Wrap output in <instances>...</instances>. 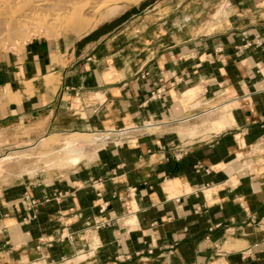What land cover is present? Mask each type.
<instances>
[{
  "label": "crops",
  "instance_id": "crops-1",
  "mask_svg": "<svg viewBox=\"0 0 264 264\" xmlns=\"http://www.w3.org/2000/svg\"><path fill=\"white\" fill-rule=\"evenodd\" d=\"M263 85L264 0H143L0 51V153L147 128L69 168L0 175V264H264ZM199 114L210 129L181 135Z\"/></svg>",
  "mask_w": 264,
  "mask_h": 264
},
{
  "label": "bare ground",
  "instance_id": "bare-ground-1",
  "mask_svg": "<svg viewBox=\"0 0 264 264\" xmlns=\"http://www.w3.org/2000/svg\"><path fill=\"white\" fill-rule=\"evenodd\" d=\"M117 1L120 0H0V43L4 45L3 42L11 41L16 37L23 35L25 28L27 27L31 28L30 27L31 25L33 28V26L39 21H40L39 23H41L42 18L41 20H39L40 16H44L43 19H45V16H47V18L49 17L53 25L54 24L58 25L59 27H63V29H69L76 32L84 31V34H87L92 29H94L99 23L96 22L90 24L88 21L89 18H87L88 22L86 21V16L95 15L98 12L101 13L100 11L102 8L104 7L106 8L110 3H114ZM125 1L140 2L142 0H125ZM111 10L113 9L111 8ZM42 22H44V20ZM35 26H38V28L41 26H46L47 29L51 27L53 28L51 24L46 25L45 22L44 24L41 23L40 25H35ZM216 112L215 113L212 112V114L213 115L220 114ZM213 120L215 119H212L211 116L206 117L203 114H199L198 116L191 117L187 120L181 121L180 126L178 125L179 127L177 126V128H180L181 130L179 131L180 132L182 131V133L192 132L193 130L200 129L202 127L204 128L207 121H213ZM145 128L146 127L144 126L141 128L119 130L116 133L113 132V135L111 137H103V138L93 137L94 134H98L96 132L94 133L77 132L80 133V135L85 134L84 138L82 140H79L75 136L77 133L76 134L74 133L75 135L73 136L75 137L72 136L73 138H70L67 142H65L66 144L62 145L59 151L61 152L64 151L63 153H65L68 150V152L66 153L73 154L71 156L73 162H78L80 156H82L83 153L86 154L85 152L89 150L88 148H93L97 150L96 148L106 145V143L114 142L115 140L119 139L127 132L138 131V130L144 131ZM86 135L87 136L90 135V136L85 138ZM52 136L53 135L50 133L45 135L35 144L28 145L29 146L28 150L38 149L39 150L38 152L42 153L48 146H50L52 142L53 143L56 142L53 141V139H50V137L52 138ZM93 149H91L92 152H95L93 151ZM23 152L25 151L21 149V151H18L17 154L14 156L11 155L1 156L0 164L10 163L12 160L20 158ZM88 152H90V150ZM29 168L27 167L26 169ZM30 169H33V167Z\"/></svg>",
  "mask_w": 264,
  "mask_h": 264
},
{
  "label": "rangeland",
  "instance_id": "rangeland-1",
  "mask_svg": "<svg viewBox=\"0 0 264 264\" xmlns=\"http://www.w3.org/2000/svg\"><path fill=\"white\" fill-rule=\"evenodd\" d=\"M111 8L113 10H111ZM129 8H134L135 10L141 9V1L140 2H131V1H125V0L121 1L120 0V1H117L114 3H110L106 8L104 7L101 9V11H100L101 13L98 12L95 15L86 16V21H87V18H89L88 21L90 24L96 23V22L101 24L102 22L109 20L115 16L122 15L124 13V11L129 9ZM223 8H224V4L219 6L216 9V12L218 11V14H217V16L215 15V17H219V16L224 14ZM39 18H40L39 20H41V18H42V20H41L42 24H44V22L46 25L51 24V26H53V28L51 27V28L47 29L46 26H41L38 28V26H35V25H40L41 23H39L40 21L37 22L38 21L37 20L36 22L39 24L36 23L33 26V28H32V25L30 26L31 28H29V27L25 28L23 35H20L11 41L3 42L4 45L2 43H0V51H18L22 48V46L25 43H27L33 39L55 40V39H61V38H68L70 40H73V39H75L81 35H84V31L76 32V31L69 30V29H63V27H59L58 25H55V24L53 25L51 23L49 17L47 18V16H45V19H43L44 16H40ZM46 18H47V20H46ZM43 20H44V22H42ZM219 117L223 118L224 120L228 119V116L224 112L220 113ZM211 123L212 122L207 121L204 128L202 127L200 129L193 130L192 132H185V133H182V131L181 132L179 131V132L181 135L195 136V135L199 134V132H201V131H205V132L208 131L210 129ZM178 130H181V129L178 128ZM138 131H141V130H138ZM116 132H118V131H114V133H116ZM142 132H143V130H142ZM74 133L76 134L77 132H70L68 134H52L53 136H52V138L50 137V139H53V141H56V142L55 143L52 142L50 144V146H48L42 153L38 152L39 151L38 149L28 150V147H29L28 145H31V144L20 143V144L14 145V146H10L8 149H6L0 153V157L3 155L14 156L17 154L18 151H21V149L24 150L25 152H23V154L20 158L14 159L10 163L0 164V175L11 173L13 170L14 171L18 170L19 174L27 173V174L31 175L36 170H40V169H59V170H61V169L69 168L73 165L78 164V162L80 163L82 160H91L92 158H94L97 155L98 150L100 148H102L103 146H105V145H103V146H100L99 148H96L97 147L96 146L95 148L97 150H95L93 148H88L90 150V152H88L89 150L87 149L88 151L85 152L86 154L83 153L82 156H80L78 162H73V160L71 158V156L73 155L72 153H66V152H68V150L67 151L65 150L66 151L65 153H63L64 152L63 150H62L63 152H61L59 150H60V147H62V145H65L66 144L65 142H67L70 138H73L75 136L79 140H82L84 138L85 134L80 135V133H77L78 134V137H77V134L75 135ZM96 133H98V134H94L93 137L103 138V137H111L113 135V132H103V133L102 132H96ZM130 134H132V133L127 132L123 136L120 137L121 139L119 138L120 140L119 139H117V140L121 141L123 138H125L126 136H128ZM73 135H75V136H73ZM89 136L90 135H88V136L86 135L85 138H87ZM117 140H115L114 142H109V143H118ZM38 141H36V142H38ZM35 143H33V144H35ZM81 143H83V142H81ZM106 144H108V143H106ZM91 149H93V151H95V152H92ZM48 153H49V155H48ZM27 167L28 168L33 167V169H30V168L26 169Z\"/></svg>",
  "mask_w": 264,
  "mask_h": 264
},
{
  "label": "built area",
  "instance_id": "built-area-1",
  "mask_svg": "<svg viewBox=\"0 0 264 264\" xmlns=\"http://www.w3.org/2000/svg\"><path fill=\"white\" fill-rule=\"evenodd\" d=\"M263 88H264V85H263ZM187 119H189V118H187ZM187 119H184V120H187ZM184 120H183V121H184ZM32 203H33V202H32Z\"/></svg>",
  "mask_w": 264,
  "mask_h": 264
}]
</instances>
